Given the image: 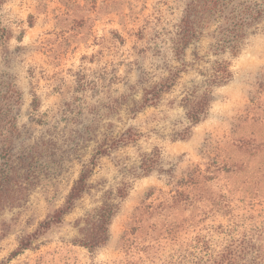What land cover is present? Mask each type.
<instances>
[{
    "label": "rangeland",
    "instance_id": "rangeland-1",
    "mask_svg": "<svg viewBox=\"0 0 264 264\" xmlns=\"http://www.w3.org/2000/svg\"><path fill=\"white\" fill-rule=\"evenodd\" d=\"M188 1L0 4V264H264V20L235 56L209 36L178 56ZM217 58L230 80L176 138L181 98ZM86 168L87 189L41 232ZM104 203L106 241L88 249Z\"/></svg>",
    "mask_w": 264,
    "mask_h": 264
},
{
    "label": "trees",
    "instance_id": "trees-1",
    "mask_svg": "<svg viewBox=\"0 0 264 264\" xmlns=\"http://www.w3.org/2000/svg\"><path fill=\"white\" fill-rule=\"evenodd\" d=\"M3 1L0 0V4ZM262 20H264V0H189L183 10L179 30L172 39V49L176 55H182L186 47L194 40L209 36L213 40L210 47L214 55L229 51L232 56H235L241 50L248 28ZM211 25H214V28L210 30ZM203 74V79L188 88L180 100L187 124L179 131L176 138H186L191 128L204 119L210 107L213 88L227 83L232 75L229 62L218 58ZM176 77L177 74L172 73L169 82L164 85L171 86ZM159 96L160 91L152 88L146 92L145 101L155 104ZM10 126L13 128V123L10 122ZM132 136L129 129L121 133L116 142L117 146L126 145L133 139L136 140ZM152 166L147 159L144 160L142 173L149 174L153 169ZM90 171L91 169L86 168L81 172L67 196L66 204L40 224L41 232L59 223L62 216L73 207L75 201L87 189ZM114 212V204H103L97 213L96 233L82 241L85 247L93 249L105 243L108 225ZM24 246L26 244L21 248Z\"/></svg>",
    "mask_w": 264,
    "mask_h": 264
}]
</instances>
